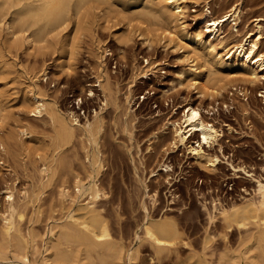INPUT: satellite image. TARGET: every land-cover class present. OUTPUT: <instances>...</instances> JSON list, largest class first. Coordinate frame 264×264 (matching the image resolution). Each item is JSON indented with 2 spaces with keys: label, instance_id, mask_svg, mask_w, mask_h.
I'll return each mask as SVG.
<instances>
[{
  "label": "rangeland",
  "instance_id": "obj_1",
  "mask_svg": "<svg viewBox=\"0 0 264 264\" xmlns=\"http://www.w3.org/2000/svg\"><path fill=\"white\" fill-rule=\"evenodd\" d=\"M206 1L218 15L240 3L237 30L225 21L218 47H229L260 25L264 52V0H185L189 31L202 25L198 16ZM140 11L123 0H89L78 15L70 10L66 23L38 40L0 22V264H43L45 258L68 264L56 259V247L77 243L61 230L69 214L79 212L77 200L89 199L78 195L76 176L85 183L93 177L101 188L94 204L121 248V264H127V251L134 254L133 264H222L225 254L234 257L233 264H244L242 253L257 252L247 250L250 232L227 227L219 211L256 199L258 181L264 182V78L255 83L218 73L206 78L190 45L158 41L162 27ZM139 27L148 42L134 32ZM29 89L65 116L72 111L78 123L90 120L97 143L90 144L75 125L73 135L56 145V123L49 113L30 110ZM187 104L198 105L217 131L202 144L217 157L213 166L187 148L200 140L197 133L186 145L170 143L169 121L179 120ZM93 153L98 170L90 164ZM44 162L51 173L42 186ZM10 190L14 228L6 235ZM150 220L175 225L176 244L156 251L145 234ZM105 254L82 253L81 262L106 264Z\"/></svg>",
  "mask_w": 264,
  "mask_h": 264
},
{
  "label": "bare ground",
  "instance_id": "obj_2",
  "mask_svg": "<svg viewBox=\"0 0 264 264\" xmlns=\"http://www.w3.org/2000/svg\"><path fill=\"white\" fill-rule=\"evenodd\" d=\"M87 1L89 0H0V22L2 20L7 21V25L13 29L23 32L29 31L27 36L32 37V39H43L48 32L57 29L69 20L70 10L73 9L74 14L78 15ZM123 2L139 8L142 16H145L149 21L153 20L159 28L162 27L158 35V41L161 42L166 39L190 45L194 55L200 57L199 65H205L206 67L204 71L206 78L214 73L241 77L251 83L264 78V52L259 48L260 25L257 26L255 32H247L245 36L233 42L229 47L220 45L218 47L217 45V43L222 42L220 35L225 21H230L231 27L237 30L236 27L241 12L240 3L231 4L223 13L218 15L215 10L211 9L209 1H206L205 9L201 10L198 16L202 25L189 31L187 29L188 24L184 19L187 6L185 0H123ZM197 10V8H193V11ZM134 32L142 42L149 41L141 28L139 30L134 29ZM205 36L207 38H204ZM216 38L217 41H214ZM187 40L192 43L188 44ZM149 63V60L145 59V64L148 65ZM148 69L143 71V77L148 76ZM196 81L197 78L194 79V83ZM25 97L31 106L30 110L37 115L42 112L49 113L56 123V145H62L73 135L75 125L83 130L90 144L97 143L95 128L90 120L86 119L83 124H80L72 111L67 112L65 116L51 107L39 91L34 93L32 89H29L25 93ZM3 109L0 100V111ZM169 124L173 129V137L170 142L173 146L186 145L188 136L195 132L200 136V140L195 146H187L188 150L200 162L208 163L210 166L214 165L217 157L205 153L202 144L213 140L217 135V131L211 123L204 120L198 105L187 104L182 117L179 120L169 121ZM0 146L4 149L2 140ZM89 160L92 170L100 168V160L95 153L92 154ZM161 165L165 169L169 167L168 164L162 163ZM239 168L246 171L243 167ZM40 171L47 175V179L41 181V185L45 186L49 183L50 164L44 162ZM76 177L74 183L78 195L86 194L89 199L85 202L77 200L75 210L79 212H71L64 228L61 230L62 237L77 244L61 248L56 247L54 253L56 259L66 261L68 264H85L81 262L83 259L82 253L89 256L93 250L98 249L106 253L104 258L101 257L106 264H121L123 257L121 248L114 245L109 237L107 226L94 204L102 193L101 188L93 180V177L86 183L78 176ZM254 193L256 199L249 198L240 204L233 203L229 207L222 206L219 211L227 227L245 228L250 232L251 242L247 250L256 248L257 252L249 256L245 255L246 252L242 253L240 257L244 259V264H258L254 261L255 257L259 258V264H264V182L258 181ZM7 199L9 200V216L4 217L6 235L10 234V231L14 228L12 218L14 206L11 190L7 194ZM145 234L153 242L158 252L170 249L171 246L176 244L179 237L175 225L152 220L146 224ZM17 237L16 243L20 245L22 243L21 237L19 235ZM126 257L127 264L134 263L133 252L127 251ZM233 258L232 255L225 254L221 256L220 262L222 264H233ZM48 259L45 258L43 264H53Z\"/></svg>",
  "mask_w": 264,
  "mask_h": 264
},
{
  "label": "snow or ice",
  "instance_id": "obj_3",
  "mask_svg": "<svg viewBox=\"0 0 264 264\" xmlns=\"http://www.w3.org/2000/svg\"><path fill=\"white\" fill-rule=\"evenodd\" d=\"M193 116H195V114H193Z\"/></svg>",
  "mask_w": 264,
  "mask_h": 264
}]
</instances>
